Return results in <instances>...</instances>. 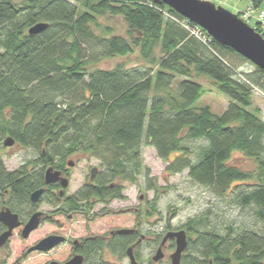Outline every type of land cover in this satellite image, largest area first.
Returning <instances> with one entry per match:
<instances>
[{"label":"trees","instance_id":"trees-1","mask_svg":"<svg viewBox=\"0 0 264 264\" xmlns=\"http://www.w3.org/2000/svg\"><path fill=\"white\" fill-rule=\"evenodd\" d=\"M249 1L254 14L263 11L256 12L264 0ZM103 16L124 17L137 36L114 34L99 22ZM255 21L252 27L264 36L261 21ZM40 22L47 27L30 34ZM135 47L158 68H92ZM235 57L248 60L154 0H84L82 10L70 0H0V145L12 136L41 158L46 145L48 160L85 151L100 160L101 170L84 196L122 197L120 182L137 184L143 175L158 199L157 177L142 156L146 137L166 163V174L188 170L214 195L234 191L239 203L256 208L259 225L252 229L228 226L221 233L208 229L205 217L191 218L193 252L216 264H264V119L252 109L254 88L264 93V70L256 66L243 73ZM200 76L230 99L223 114L193 107L207 91ZM196 140L206 143L194 160L185 142ZM237 151L251 160L252 169L232 162ZM241 184L246 188L240 190ZM3 185L12 199L27 203L44 185L43 171L15 174L0 159Z\"/></svg>","mask_w":264,"mask_h":264},{"label":"flooded vegetation","instance_id":"flooded-vegetation-1","mask_svg":"<svg viewBox=\"0 0 264 264\" xmlns=\"http://www.w3.org/2000/svg\"><path fill=\"white\" fill-rule=\"evenodd\" d=\"M4 140L2 145L8 147L4 145ZM14 140L12 146L30 148L37 154L15 170H9L5 166L7 171L36 176V172L42 170L44 185L37 189L44 191L36 202L31 200L32 191L29 202L23 204L19 198L12 199L8 185L0 187V212L9 209L18 215L20 222V225L12 230L6 243L0 246V251L5 253L4 257L0 256V263L25 264L29 261L35 264H174L177 261L178 248L175 233L184 231L187 245L179 255V263L216 264L212 259H204L193 252L196 236L187 225L191 218L182 224L174 225L176 216L171 217L169 214L163 217L157 208L159 198H156V191L148 189L146 183L145 189L154 193L152 199L141 193L137 204L123 203L122 207L117 208L116 202L129 200L125 190L130 183L120 182L122 197L84 196L83 191L97 185L96 178L101 170L100 166L91 165L81 186L76 192L69 194L72 169L82 160V157L73 159V155L90 154L76 150L58 156L55 160H48L49 158L45 157L48 153L46 145H42L44 157L41 158L33 146L25 145L15 138ZM49 167L60 171L61 176L68 179L67 187L64 188L61 181H46V170ZM93 168L96 170L93 171ZM46 199L52 207L50 211H44L40 207V203ZM35 213H40L39 222L25 237L23 230ZM45 225H48L50 230L37 237ZM8 229L9 227L0 220V235ZM49 237L59 241L46 250L37 248L42 240ZM15 239L24 242L32 239L20 249L17 257L13 255L11 248V242Z\"/></svg>","mask_w":264,"mask_h":264},{"label":"rangeland","instance_id":"rangeland-1","mask_svg":"<svg viewBox=\"0 0 264 264\" xmlns=\"http://www.w3.org/2000/svg\"><path fill=\"white\" fill-rule=\"evenodd\" d=\"M72 3L76 4L81 10L83 9L84 0H70ZM215 3L217 6H222L223 8L231 11L235 14H242L243 19L251 25H255L254 11L251 13L252 19L244 17V12H248L250 8L249 0H209ZM264 11V6L257 9L256 12ZM251 21V22H249ZM99 22L102 26L111 27L114 34L136 37L137 34L129 33V25L124 17L122 16H103L99 17ZM262 28L264 29V18L261 22ZM97 32L102 33L100 28H95ZM133 35V36H132ZM156 55L159 57L160 50L156 49ZM238 61V70L243 73H253L256 70V65L251 61H244L238 57H235ZM117 64H124L127 68H140L143 70L147 69H157L158 66H153L149 64L147 60L142 57L141 50L137 47L134 48L133 52L124 56H115L112 58H106L100 60L98 63L93 65L94 68L101 69H112ZM181 79V77H178ZM197 80L204 85L206 88V93L199 98L194 104V108H202L209 106L215 114H223L230 102V99L221 91L217 90L215 84L209 80L207 77L200 76ZM252 109H259L260 115L264 119V93L255 87L253 90V106ZM204 140L196 141H186L185 144L192 151V158L194 160L198 157L199 149L205 145ZM82 152V151H81ZM35 152L30 148L20 147L18 145L4 147L0 146V159L4 162L5 166L9 170H15L19 168L25 161L31 160L36 157ZM73 155V159L82 157L81 162L72 169V181L71 187L68 189L69 194L76 192V190L81 186V183L88 173L89 167L91 165L100 166V160L92 155ZM142 156L144 159V164L150 168L151 175L157 177V183L160 186V195L157 208L159 213L163 217H167L169 214L176 216L173 221L174 225H179L184 223L190 218H201L205 217V222L208 224L206 226L210 230L219 231L221 233L228 232L227 227L233 226L234 228H244L252 229L258 228L259 223L256 217V208L254 206H243L237 200L235 192L229 193L225 196H216L210 189L206 186L200 185L194 182L188 174V170L183 171L175 175H168L165 173L166 163L162 161L155 151V149L146 144V137H143L142 142ZM176 153L171 154L170 159H173ZM232 162L238 163L245 169H252L254 165L251 160L245 157L241 152L237 151L233 154ZM144 176L140 175L138 177L137 184H127L125 194L127 195L128 201L116 202L115 207H122L123 203H133L137 204L139 202V195L141 193L145 194L146 197L152 199L154 197L153 191H147L145 189ZM240 190L246 188V185L241 184L238 186ZM40 207L44 211H50L52 207L49 205L47 199L40 203ZM174 213V214H173ZM50 230L48 225H45L37 237H41ZM32 241L30 239L28 242L21 240H13L11 242V248L13 255L16 257L19 255L20 249L29 244ZM4 251H0V256L4 257ZM25 264H35L27 261Z\"/></svg>","mask_w":264,"mask_h":264},{"label":"water","instance_id":"water-1","mask_svg":"<svg viewBox=\"0 0 264 264\" xmlns=\"http://www.w3.org/2000/svg\"><path fill=\"white\" fill-rule=\"evenodd\" d=\"M159 4H166L191 22H194L204 29L212 38L219 43L231 47L236 52L247 58L256 66L264 70V36L256 31L247 21L243 20L238 14L217 6L209 0H154ZM47 27V23L40 22L32 26L28 32L30 34L38 33ZM15 140L8 136L4 140L5 146H12ZM96 168H93L95 171ZM46 181H61L62 186H68V179L61 176L60 171L49 167L46 170ZM43 189H37L32 192L31 200L38 201L43 193ZM39 214L35 213L26 224L23 235L27 237L29 233L36 228L39 222ZM0 220L4 222L9 229L0 235V246H3L12 234V230L20 225L18 215L12 213L9 209L0 212ZM177 235V261L179 255L187 245L185 232L180 231ZM46 238L42 240L37 248L46 250L59 241V239ZM58 264V263H52Z\"/></svg>","mask_w":264,"mask_h":264},{"label":"built area","instance_id":"built-area-1","mask_svg":"<svg viewBox=\"0 0 264 264\" xmlns=\"http://www.w3.org/2000/svg\"><path fill=\"white\" fill-rule=\"evenodd\" d=\"M248 10H249L248 12H244L243 14H244V17L248 18V20H249V19H252V17H253V16L251 15V13L253 12V9H252V7L250 6V8H248ZM254 18H255V20H258V21L263 22L264 11H262V12H260L259 14L255 15ZM249 22H251V21H249ZM255 22H256V21H255ZM194 33L199 34L197 30L194 31Z\"/></svg>","mask_w":264,"mask_h":264}]
</instances>
